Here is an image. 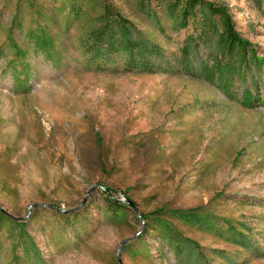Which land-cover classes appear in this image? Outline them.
<instances>
[{"label": "rangeland", "instance_id": "rangeland-1", "mask_svg": "<svg viewBox=\"0 0 264 264\" xmlns=\"http://www.w3.org/2000/svg\"><path fill=\"white\" fill-rule=\"evenodd\" d=\"M206 1L264 58V0ZM184 6L0 0V264H264V105L240 101L264 97V73L246 65L233 97L205 79L221 23L179 27ZM110 9L175 70L91 65ZM39 23L49 48L26 35ZM105 187L136 209H110Z\"/></svg>", "mask_w": 264, "mask_h": 264}, {"label": "trees", "instance_id": "trees-1", "mask_svg": "<svg viewBox=\"0 0 264 264\" xmlns=\"http://www.w3.org/2000/svg\"><path fill=\"white\" fill-rule=\"evenodd\" d=\"M257 1L260 2L261 0ZM105 15V22L90 30L85 40V51L89 55L91 65L106 68L114 57L117 59L125 57L126 69L129 71L166 72L175 70L172 65V58L166 55L161 46L149 41L140 32L133 30L134 25L124 18L120 12L110 9L106 11ZM181 15L182 19L179 22V27L183 28L187 27L190 22L193 24L197 16H200V23L202 24L203 21L210 30L214 19L219 18L221 32L218 40V53L213 57L211 64L204 66V77L210 83L217 82L216 84L227 96H234L232 93L233 78L237 76L243 79L246 65L251 64L259 68L261 74L264 73V58L258 56L251 43L243 39L235 29L234 21L226 7L206 0H185ZM21 25L22 20L16 18L15 27L21 29ZM26 35L37 48L45 49L53 45L46 28L40 23L35 27L31 26ZM182 49H184L183 56L187 55L188 47ZM226 56H229V59L227 61L222 60ZM187 58L180 60L183 69L188 71L190 68L188 67L189 59ZM174 60H178V58ZM261 88H264V82H261ZM255 100L260 105H264L263 96L255 98L252 90L245 89L240 101L244 106L253 107ZM103 195L105 204L114 211L131 207L135 209L130 203L115 198L107 187H105ZM144 218L148 219L149 217L144 216ZM6 221L10 220H5L4 216H0V223Z\"/></svg>", "mask_w": 264, "mask_h": 264}, {"label": "water", "instance_id": "water-1", "mask_svg": "<svg viewBox=\"0 0 264 264\" xmlns=\"http://www.w3.org/2000/svg\"><path fill=\"white\" fill-rule=\"evenodd\" d=\"M121 200V199H120ZM123 201V200H122ZM131 205H133L134 207H135V209H136V204L133 202V201H131V200H129L128 201Z\"/></svg>", "mask_w": 264, "mask_h": 264}]
</instances>
